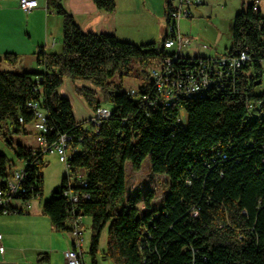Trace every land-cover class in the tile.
Returning <instances> with one entry per match:
<instances>
[{
  "label": "trees",
  "instance_id": "16d2710c",
  "mask_svg": "<svg viewBox=\"0 0 264 264\" xmlns=\"http://www.w3.org/2000/svg\"><path fill=\"white\" fill-rule=\"evenodd\" d=\"M93 1L99 9L116 10V0ZM261 5L252 0L233 20L231 48H248L251 55L233 93L150 105L144 97L152 90L148 70L169 54L161 47L165 39L137 44L113 33L84 32L62 0H47L63 20L61 52L40 47L43 70L0 69V141L13 147L9 135L26 134L35 122L29 101L47 116L49 145L62 135L70 138L68 174L43 202V212L59 231H71L73 219H92V264H98L107 226L103 256L116 264H264V93L255 84L264 73ZM0 60L14 64L18 55L6 52ZM135 65L145 75L131 95L123 80ZM66 79L85 84L76 90L93 112L104 107L100 98L111 102L110 117L97 126L81 124L71 99L61 93ZM13 149L26 169L20 199L41 197L47 154L21 143ZM147 158L154 174L168 177V191L157 209H151L155 195L147 191L142 212L139 195L130 193L124 201L126 165L138 171ZM12 170L0 152V186ZM41 262L49 264L47 257Z\"/></svg>",
  "mask_w": 264,
  "mask_h": 264
},
{
  "label": "crops",
  "instance_id": "0c3cea01",
  "mask_svg": "<svg viewBox=\"0 0 264 264\" xmlns=\"http://www.w3.org/2000/svg\"><path fill=\"white\" fill-rule=\"evenodd\" d=\"M62 2L84 32L113 33L119 39L135 40L131 39L133 32L130 18L119 13L118 8L114 12H107L99 9L93 0ZM164 6L166 8L165 1ZM62 38V17L47 8V0H38V6L29 11L20 8L19 0H0V55L6 52L18 55L14 64L0 60V69L43 70V66L37 62L39 48L44 47L47 53L61 52ZM66 96L71 99L74 110L75 104L82 109L80 118L74 112L77 120L93 114V110L87 108L84 98L75 90L72 95ZM15 203L23 207L24 213L0 214V232L4 244L0 264H43L41 259L44 257H47L49 264H68L65 251L73 246L71 232L55 229L43 212V201L32 199L29 206L21 201ZM81 224L83 226V218ZM81 250L86 264L84 238Z\"/></svg>",
  "mask_w": 264,
  "mask_h": 264
},
{
  "label": "rangeland",
  "instance_id": "374dc122",
  "mask_svg": "<svg viewBox=\"0 0 264 264\" xmlns=\"http://www.w3.org/2000/svg\"><path fill=\"white\" fill-rule=\"evenodd\" d=\"M194 16L191 18H184L179 22V31L182 36L189 38L192 41L191 46L183 50V53L189 56H215L224 54L227 49L232 46V25L235 15L252 2V0H204ZM118 12L123 13L125 17L130 18L132 22V36L130 38L122 39L131 41L137 44L156 42L162 43L166 33V15L164 0H116ZM130 4V6H127ZM263 4V3H261ZM165 25V26H164ZM206 45L207 48H203ZM264 67V64H263ZM139 66L135 65L134 71L124 78L125 90H137L144 82V75L139 73ZM150 69V68H149ZM149 71V70H148ZM261 84L256 86L258 93H264V73L262 75ZM61 87V92L66 95H72L73 90L77 93V86L85 85L82 82H73L67 79ZM118 81V79H117ZM88 85V83H86ZM99 96H103L99 89ZM63 94V95H64ZM78 94V93H77ZM102 99V105L106 108H113V104ZM75 114L77 117L82 116V109L75 104ZM89 108V106H87ZM94 113V112H93ZM93 114L83 120H78L81 124H90V118ZM186 116V115H185ZM183 117V122H186L187 117ZM8 128V126H7ZM27 133H13L9 135V140L15 144L21 143L27 147H37V130L35 122H31L26 126ZM2 133H6V127L2 128ZM11 137V138H10ZM3 138L0 141V152L5 153L11 160L14 167H21L22 160H20L14 153V149ZM46 164L42 167L43 174V195L36 199L45 201L50 198L52 190L62 184L63 178L68 174L67 166L59 159L58 154L48 153L45 156ZM128 193L124 201H128V195H139L141 202L138 207L143 212L147 208L144 205V198L147 191L153 192L155 195L151 201V209L159 208L163 203V198L168 191V177L162 174H154L151 168V162L147 158L140 170H134L132 165L128 162L126 165ZM83 238L85 250L86 264H92V256L90 254V244L92 236V219L88 216L83 217ZM108 240V226L103 230L99 252L96 256L98 264H116L110 259L103 256V252L107 248Z\"/></svg>",
  "mask_w": 264,
  "mask_h": 264
},
{
  "label": "built area",
  "instance_id": "2783aa9c",
  "mask_svg": "<svg viewBox=\"0 0 264 264\" xmlns=\"http://www.w3.org/2000/svg\"><path fill=\"white\" fill-rule=\"evenodd\" d=\"M204 0H167L166 33L161 47L169 50V54L160 63L149 69L152 80V90L145 94V101L150 105L164 104L171 106L180 98H195L210 92L233 93L239 89L243 67L251 60L250 51L246 49H227L224 54L215 56H189L183 53L185 47L191 46L192 41L182 36L179 31V22L184 18H191ZM264 0H256V5L262 6ZM20 8L29 11L38 6V0H19ZM203 48H207L203 45ZM264 64V61H263ZM137 90H130L135 95ZM239 92V91H238ZM27 106L36 114L35 128L37 130V143L44 154L56 153L59 159L69 168V141L67 135H62L55 143L49 145L45 134L49 130L45 112L39 108L38 102L29 101ZM252 109V108H251ZM111 115V110L99 107L90 118V124L97 126L103 119ZM181 116V123L183 122ZM23 122V118L20 117ZM84 125V124H83ZM26 179V169L14 167L11 175L4 179L0 186V214L24 213L23 207L16 204L21 201L29 206L30 201L20 199L24 192L23 184ZM74 201L77 200L73 196ZM73 246L65 251L68 264H85L84 253L81 250L83 242V227L81 219L71 222ZM4 251L3 234L0 232V253Z\"/></svg>",
  "mask_w": 264,
  "mask_h": 264
},
{
  "label": "water",
  "instance_id": "95a60500",
  "mask_svg": "<svg viewBox=\"0 0 264 264\" xmlns=\"http://www.w3.org/2000/svg\"><path fill=\"white\" fill-rule=\"evenodd\" d=\"M261 82H262V80L260 79V80H258L255 84H256V85H259V84H261Z\"/></svg>",
  "mask_w": 264,
  "mask_h": 264
},
{
  "label": "bare ground",
  "instance_id": "6f19581e",
  "mask_svg": "<svg viewBox=\"0 0 264 264\" xmlns=\"http://www.w3.org/2000/svg\"><path fill=\"white\" fill-rule=\"evenodd\" d=\"M165 26V25H164ZM166 27V26H165Z\"/></svg>",
  "mask_w": 264,
  "mask_h": 264
}]
</instances>
